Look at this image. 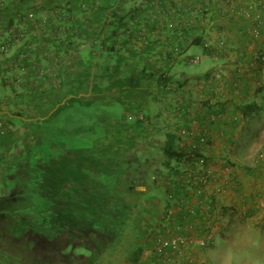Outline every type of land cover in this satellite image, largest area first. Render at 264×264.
<instances>
[{
  "label": "crops",
  "instance_id": "0c3cea01",
  "mask_svg": "<svg viewBox=\"0 0 264 264\" xmlns=\"http://www.w3.org/2000/svg\"><path fill=\"white\" fill-rule=\"evenodd\" d=\"M145 1L39 0L40 4H34V9L31 3H24L26 8L36 13L56 6L64 8L70 16L64 18L48 14L44 26L43 22L39 21L37 24L36 20L34 25L37 24V28L21 42L19 40L22 38H17L13 32L5 33L6 23L2 20L4 17H0V103H10L3 102L2 99L11 90L12 102L20 98L25 101L22 102L25 105L33 106L34 102L29 101V98H36V103L43 106L41 109L37 107L40 111L38 116L44 117L50 112L51 105L67 103L72 98L97 96L98 99L100 92L110 89L113 97L121 98L130 105H140L139 113L143 114L146 123L141 121L140 124L134 119L135 122L124 136L127 147L123 148L127 150L131 146L133 149L138 146L136 151L143 152V156L137 159L130 155L123 156V159L137 160L140 165L138 180L125 184L128 192L124 196L132 200L130 194L133 191L144 192L146 197L144 199L143 193L139 200L142 202L139 203H146L144 208L127 211L125 220L136 218L146 227L161 208L160 213L164 211L165 220L155 221L157 230L162 227L159 231L197 238L201 232L207 233L204 230L205 221L216 207L219 209L218 213L212 214V218L217 221L211 226L209 236H204L206 244L208 242L209 246H215L218 244L216 238L220 237L232 246L242 241L261 245L260 262H239L264 264V218L259 220L264 212L260 213L256 209L252 199L254 191L264 186V167L258 158L254 159L255 155L252 156L264 151V118L258 121V114L252 111L245 117L241 115V119L237 115L236 119L241 120L239 124L227 119L205 122L210 107H213L212 110L221 107L230 117L239 113L234 108L229 112L232 104L254 102L257 87L264 92V58L260 57L264 55V50L258 52L260 41L264 37V12L262 23H257L239 11L248 0H212L209 11L203 15L198 12L200 0H159L160 12L156 14ZM82 3L81 7L84 9L79 7ZM8 4L12 7L16 4L17 7L20 6L18 0H9ZM187 4L193 8L192 12L185 10ZM13 15L12 13V18ZM18 15L16 20L23 17V14ZM13 24L17 27L14 18L10 25ZM10 25L8 28H11ZM253 25L259 27L257 34L250 32ZM47 28L54 29L51 31ZM220 36L223 41L218 46V58L202 55L200 60L206 59L210 63L202 64L199 68H193V65L199 64L200 60L197 63L187 62L186 58L190 55L203 52V41L217 44ZM26 51L31 52V56L21 60L20 54ZM36 62L42 68L50 67V71L52 68L54 70L50 77L38 78V84L44 88L41 89L43 95L28 96L24 90L29 88L22 86L21 90H16L15 84L22 71L27 72L25 68L28 67L29 74L33 75ZM236 66L241 67V72L234 79ZM215 74H220L222 79L214 78ZM159 76L167 78L166 81H160ZM210 90L212 98L219 99V102H215L217 106L209 101L211 98L207 96V92ZM217 90L218 94L215 93ZM22 91L23 95L14 96ZM132 91L137 92L131 93ZM187 96L192 100H185L192 107V116L199 118L197 125H191L189 134L186 133V128L190 125L189 118L176 111L178 97ZM202 96L206 97L207 108L198 106ZM128 112H125V117ZM148 120H152V124ZM245 120L247 121L244 122ZM159 121L163 130L160 125L152 127ZM251 126L256 131L249 135ZM134 133H138L137 140L134 139ZM201 133L204 139L207 138L205 142L198 140ZM169 134L173 136V150L190 151L199 155L187 162L165 165L163 161L164 169L168 168L165 171L172 173L171 177L165 176L164 171L160 170L163 168L156 167V163L152 164L146 155L144 157V153L160 151ZM96 137L93 145L96 144L97 149L93 152L104 148L115 151L112 146L105 145L106 138ZM193 163L199 168H208L212 164L217 170L219 164L227 165L230 172L236 173L237 179L235 182L231 181L233 184L228 187L231 183H228L229 180L225 182L220 177L218 180L212 178L209 189L207 185L204 191L196 195L190 189L192 183L184 179V176L179 177V169L197 170ZM120 164L122 163L118 166ZM152 169L154 173L150 176ZM193 183L197 186L195 181ZM181 202L187 205L181 207ZM193 211H197L199 215L195 216ZM167 226L171 231L169 228L165 229ZM196 261L209 264L205 260ZM156 264L161 263L157 260ZM220 264L234 263L227 256L220 260Z\"/></svg>",
  "mask_w": 264,
  "mask_h": 264
},
{
  "label": "rangeland",
  "instance_id": "374dc122",
  "mask_svg": "<svg viewBox=\"0 0 264 264\" xmlns=\"http://www.w3.org/2000/svg\"><path fill=\"white\" fill-rule=\"evenodd\" d=\"M145 1V0H141ZM6 5L8 4L9 0H5ZM4 2V6H5ZM24 3H31L32 8L34 9L33 4H40L39 0H18V6L12 7L10 4L9 8L0 9V17L7 16V18H14V23H16L17 27L13 24L11 28H8V25H5V33H9V31L13 32L14 35L17 36V38H22L19 41L21 42L24 40L26 36H29L34 32V29L37 28V24L39 21L43 22L46 20V16L49 14L50 10L52 8H49L48 10H40L35 9L38 11L37 13L35 11H32L30 8H26L23 4ZM37 4V5H38ZM12 12V13H11ZM25 12V13H24ZM23 14V17L19 20H16L19 18L18 14ZM9 14V16H8ZM15 15H18L15 17ZM48 19V18H47ZM4 21V18L2 19ZM37 20V24L34 25L35 21ZM43 20V21H42ZM31 21L32 25H29ZM46 25L45 23L42 25ZM15 26V27H14ZM30 28H29V27ZM51 26V24H50ZM39 28V27H38ZM54 28H47V30H53ZM31 36V35H30ZM16 45V43L13 45V47ZM8 51V48L5 50V53ZM27 56H31V52L26 51ZM19 60V58L17 59ZM21 61V60H20ZM208 64V60L201 59L199 64L193 65V68H199L202 64ZM25 67V65H23ZM34 66V64L32 65ZM197 66V67H196ZM26 73L22 71L21 75L18 76L21 81H25V77L29 79L32 78V75L29 76L28 67L25 68ZM34 73V71H32ZM31 74V73H30ZM17 77V78H18ZM35 78V77H34ZM222 79V78H220ZM17 82V80H16ZM21 85V83H19ZM23 86V85H22ZM22 86L18 88V90H21ZM15 87H17V84H15ZM26 87H30V85H27ZM32 91L28 92V89H25L24 91L26 95L28 96H34L35 93L39 90H44V88L40 87V84L38 85V88L33 89L31 87ZM15 90V89H14ZM13 90V91H14ZM41 90V91H42ZM137 91H132L131 93H136ZM215 91V93H217ZM221 92V91H220ZM255 92L257 95L255 96V99L253 100L255 104L258 106L255 113L258 114V121L260 119L262 120L264 118V92L263 90H258V87L255 89ZM8 94L4 95L3 102L9 101L10 103H0V197H12L15 195H21L17 192L14 193L19 188H22V183L26 181L28 178V171L33 172V170L41 167H45V165H48V167L53 166V161L55 158L56 162H66L67 157L73 154L78 153L79 155L83 152L86 153H93V150L97 149L93 145V141L98 137H102V139H105V145L108 147H111L115 150H109L107 148H104L102 151L104 153L100 154L102 157H100L103 160H106L107 163H111L114 161V159L119 160L123 157L121 156H128L130 155L132 158H138L143 156L142 153H137L136 150H138V146L129 147L127 150L123 147H127L126 141L127 139L124 137L129 132L130 125L135 122L134 118L128 119L125 117V112L128 110V113H131L132 115L138 114L141 111V106L138 104H127L125 101L121 98L113 97L112 91L110 89H107L106 91L100 92L98 95L99 98L97 99V96H89L87 97H81V98H72L71 100H68L67 103H56L52 106V110L45 114L44 117L37 116V109H35V106H27L22 102L13 101L10 98L11 90L7 92ZM24 93L23 91L21 93H18V95ZM111 93V95H110ZM207 96L211 98L209 101L211 102H219L214 97L212 98L211 90L207 92ZM218 94V93H217ZM205 96V95H204ZM181 97V96H180ZM96 98V99H94ZM206 97H201V100L198 101V106L201 105L203 102H205ZM204 99V100H202ZM184 100H190L192 101L188 96L187 98H179L177 99V104H179V101ZM214 100V101H213ZM200 102V105H199ZM190 106V105H188ZM215 106L216 103H215ZM191 107V106H190ZM204 108V107H203ZM221 107L215 108L214 110H221L220 112L223 113L222 116L216 117L213 120H210L211 122H215L217 120H233L237 121L238 124L241 122L238 121L237 115L240 116L241 119V113L228 115V113H225V110L220 109ZM227 108V107H226ZM234 108L233 105L230 106L228 109L230 110ZM192 109V107H191ZM210 109H213V107H210ZM235 109V108H234ZM203 110V109H201ZM236 110V109H235ZM46 111V110H45ZM190 111V109H189ZM237 111V110H236ZM43 114V115H44ZM9 115V116H7ZM225 117V119H221L222 117ZM40 117V118H39ZM242 117H245L242 115ZM127 118V119H126ZM244 118H242L243 120ZM159 120V119H157ZM151 121L152 120H148ZM208 120L205 119V122ZM245 120L244 122H246ZM141 124V121H137ZM144 123H146L145 120H143ZM152 124V123H151ZM149 124V125H151ZM160 127L163 130V126L161 122L153 124V128ZM174 125V124H172ZM195 125V124H194ZM261 128V127H260ZM256 131L254 126H251L250 130L248 131L249 135L254 134ZM137 132V131H136ZM132 133V131H130ZM134 133V139L137 140V136ZM186 135V133H185ZM95 138V139H94ZM76 142H75V141ZM207 140L204 139L203 142ZM74 141V142H72ZM104 141V140H103ZM156 141L154 140V143ZM118 146L116 147L115 145ZM94 146V147H93ZM96 158H98L97 155H93ZM99 155V156H101ZM147 156L148 160L155 164L156 167L163 168L160 169L164 171L165 176L168 177L172 176V173H169L168 168L166 167L164 169L163 165V157L161 155V152L158 150H152L151 153H144ZM255 155L254 159L260 160V164L264 167V151H259L255 154H252V156ZM77 157V155H76ZM230 160V159H229ZM125 161V160H124ZM161 162V163H160ZM95 163V162H93ZM63 164V163H62ZM227 164V163H226ZM192 165H195L197 170L195 168L190 170H186L187 168L179 169V177H185L184 179H187L190 183H192V187L190 188L192 192H195L196 195L200 194L202 191H204L208 185L209 189V183L212 178L215 180H218L223 178V181H228L230 183L231 181L235 182L237 175L233 174V172H230L229 166H223L219 164L218 170L211 164L210 167H201L199 168L196 163H193ZM215 165V164H214ZM103 169L107 167L106 164H102ZM60 170V169H59ZM54 171V170H53ZM36 173H38L37 170H35ZM263 172V171H261ZM154 170L152 169L150 171V176H153ZM58 173L51 172L50 175H48V179L51 180L53 177L57 176ZM174 174V173H173ZM225 175V177H224ZM33 175L31 174V177ZM198 178V180H197ZM194 179V180H193ZM138 180V178L134 179ZM197 183V186H194L193 182ZM221 181V180H219ZM67 181H65L66 183ZM230 183L228 187H231ZM237 183V182H236ZM81 186H86L85 183H81ZM64 186V183L62 184V187ZM94 187V185H92ZM197 187V189H195ZM122 186H119L118 189H121ZM225 188V187H223ZM56 193H61L60 188L57 186L55 189ZM54 191V192H55ZM53 192V193H54ZM14 193V194H13ZM144 192H139L138 195H134L133 193L130 194V196L133 197V201L130 200L124 201L125 206H127V210H139L140 208H144V204L146 203L143 201V205L140 204L142 196ZM144 193V199L146 197ZM56 196V195H54ZM50 197H52L50 195ZM58 197V194H57ZM22 197H13V203H16L21 199ZM63 196L61 195V201H63ZM74 198H78L75 197ZM18 199V200H17ZM109 199H112L109 197ZM253 203L256 209L259 210L260 213H263L264 208V186L258 187L257 190L254 191L252 195ZM254 200H256L254 202ZM111 204V206L115 207L112 203V201L108 200ZM140 202V203H139ZM199 202V201H197ZM182 203V202H181ZM201 203V202H199ZM137 204V205H135ZM187 205L186 203L181 205V207H184ZM135 206V207H134ZM180 207V206H179ZM180 207V208H181ZM136 208V209H135ZM261 209V210H260ZM11 211V209H9ZM205 210V207L203 211ZM218 208L215 207V209L212 210L211 215L207 217L205 221V227L204 230L207 231L201 232L198 234L197 238H203L204 236H209L211 226L217 221L215 218H212V214L218 213ZM8 212L12 217L16 216L13 212ZM161 208L158 212V215L155 217L154 220L150 221V225L144 227L142 222H139L138 219H127L125 220V223H121V221H115L108 218V216L104 215L105 220L108 224H111L114 229H116V232L109 233L110 235L105 232V234L102 231H98L97 227H88L85 230L84 234H81L78 239H71L67 238L66 240H63L60 238V240H56L54 238H47L46 236L44 241L42 242L40 238V232L36 231L35 233H32L30 237V241L27 242L26 247H28V255L27 259H23V261H27V263L31 264H66V254L71 253L75 255H80L82 257H87L88 255H93V260L95 264H156L157 260L161 264H175V260L180 259H189V264H205L204 261H196V260H205L209 264H220V260L224 259V257H230L232 259V262L234 264H240L239 260H245L247 262H253L258 263L261 260L260 256V247L261 245H253L249 241H242L240 244L232 246L231 243L227 242L226 240H223L222 238H216V244L215 246H209V243L205 246L201 247H195L193 248V245H190L188 249V253H182L180 256L175 257L174 252H172L170 249H164V248H157L156 246V240L158 237H162L163 235H166L165 231H159L162 227L156 228V222L157 220H165L164 211L162 213ZM167 214V213H166ZM207 214V213H205ZM5 216V215H4ZM0 217V227L3 222L7 221L5 220V217ZM164 216V217H163ZM264 218V214H261L259 216V220ZM89 219V218H88ZM141 221V220H140ZM156 221V222H155ZM155 222V223H154ZM161 222V223H162ZM37 221L30 220V226L34 227L36 225ZM140 224V226H138ZM162 225V224H160ZM23 228V227H22ZM169 228L167 226L165 229ZM146 229V231H143ZM170 229V228H169ZM168 229V230H169ZM40 230V229H39ZM171 231V229H170ZM18 233V231H16ZM71 236V235H69ZM17 237V235L15 236ZM95 238H100V241L97 242ZM148 243V245L145 243ZM61 245L54 250V247ZM192 248V249H190ZM4 253V252H3ZM8 253V252H7ZM134 253L136 255H134ZM65 254V255H64ZM40 255H43L42 257ZM70 256V255H69ZM72 257V255H71ZM76 260H79L78 257ZM72 261V260H71ZM136 261V262H135ZM21 262L20 259L15 257H8L7 255H3L2 251L0 250V264H19ZM211 262V263H210ZM74 264H77L74 262Z\"/></svg>",
  "mask_w": 264,
  "mask_h": 264
},
{
  "label": "trees",
  "instance_id": "16d2710c",
  "mask_svg": "<svg viewBox=\"0 0 264 264\" xmlns=\"http://www.w3.org/2000/svg\"><path fill=\"white\" fill-rule=\"evenodd\" d=\"M26 2H28V0H26ZM79 7H81V4H79ZM5 8H8V4L2 9ZM81 9L84 8L81 7ZM69 16L70 14H68L66 18ZM12 21L13 18L8 19L4 16V24L10 25ZM53 70L52 68L51 72L47 73L48 77L52 75L51 73ZM159 78L161 79L160 81H166L167 79L164 76L162 78L159 76L158 79ZM35 94L39 96L43 95L41 90ZM16 95L18 94L15 93L14 96ZM30 98L29 101L34 102L33 106L37 109L38 116V112H40L39 108L41 109L43 106H40L39 102L36 103V98ZM18 102L25 101L19 98ZM26 103L30 104L28 101H26ZM36 104H38V106ZM205 104L206 102L203 103V107L207 108L208 105L205 107ZM232 105L244 116L252 111H256L258 108L255 102L236 103ZM52 106L53 105L49 108L50 111L52 110ZM218 111L220 110L215 112L217 113ZM208 112L210 113V110ZM134 119L143 121L144 116L142 114V119L137 117ZM172 137V135H168L164 147L160 150L165 165H169L171 162H187L199 156L190 151L181 152L173 150ZM100 152L102 154L104 153L102 149L99 152L96 151L93 153L83 152L82 155L76 153L68 156L66 162H56L55 160L57 159L55 158L52 160L53 166L51 168L45 165V167L43 166L41 168L36 167L37 169L35 170H37L38 173H36L35 170H33V172H27L28 178L22 183V188L14 191V193L17 192L21 195H15L13 193L14 195L12 197H0V217L4 215L7 216L5 218L7 223L3 222L4 224L0 227V250L3 255L20 259L21 262L19 264H31L27 263V261H23V259L29 257L27 251L28 247H26V245L27 242L30 241L32 233L36 231L40 232L39 235L42 242L45 239L44 236L56 240H60V238L66 240L68 237L79 240V237H81L80 235L84 234L88 227L92 226L97 227L98 231L100 230L104 234L105 232L108 234L110 232H116V229H114L111 224L107 223L104 215L108 216L110 221L115 220L118 222L121 221L123 224L125 223L128 210L124 201L130 200V198L124 196L126 191L128 192L125 184L128 181L131 182V180L138 178L140 165L137 160L128 158H122L120 161H118V158V160L114 159L111 163H107L106 160L102 161L100 158L102 157ZM91 154L97 155L98 158ZM119 163H124V165L120 164V166H118ZM102 164H106L107 167L103 169ZM51 172L58 174L49 180L48 175H50ZM31 174L33 175L32 177ZM65 181L67 182L65 183ZM63 183L64 186L62 187ZM81 183H85L86 186H81ZM92 185H94V187ZM57 186L60 188L62 194L56 193L57 190H54ZM119 186H122V188L118 189ZM132 193L138 195L139 191H133ZM50 195L52 197H50ZM61 195L64 197L63 201L60 200ZM134 195L132 196V200H130L131 202L133 201ZM14 196L22 197V200L13 203ZM74 196L78 198H74ZM109 197L112 199H109ZM108 200L112 201L116 206H111ZM9 209H11V211ZM9 211L13 212L16 218L8 214ZM30 220L37 221L34 227L30 226ZM16 231H18V233ZM16 235L17 237H15ZM95 240L99 242L100 238H95ZM59 246L61 245L54 247V250ZM40 256L42 257L43 255ZM77 257L79 260H76ZM74 262L77 264H95L92 254L87 257H82L80 255L67 253L65 263L74 264Z\"/></svg>",
  "mask_w": 264,
  "mask_h": 264
},
{
  "label": "built area",
  "instance_id": "2783aa9c",
  "mask_svg": "<svg viewBox=\"0 0 264 264\" xmlns=\"http://www.w3.org/2000/svg\"><path fill=\"white\" fill-rule=\"evenodd\" d=\"M4 2L5 0H0V9L4 8ZM148 6L149 9L154 11L156 14H159L160 12V6H159V0H146L145 1ZM211 2L212 0H200V7L198 9V12L200 15H203L205 13H207L209 11V8L211 6ZM85 4V2H84ZM6 5V2H5ZM83 5V3L81 4ZM235 8H237L236 5H234ZM263 7H264V2L263 0H248V2L242 7L241 11L242 14H245L246 17L253 19L254 21H256L257 23H262L263 21ZM238 9V8H237ZM185 10L187 12H192L193 8L187 4L185 7ZM49 16H54V17H64L66 18L68 16V13L66 10H64V8H58V7H54L50 10L49 12ZM258 26H252L250 28V32H253L254 34L258 33ZM222 36H220L218 38V42L217 44H210L208 43V41H203L201 43V47L203 49V52L201 54H193L190 55L188 58H186L188 63H197L199 62L200 58L202 55H207L209 57H212L213 59L218 58L220 51H219V47L220 45H222ZM259 50H264V37L263 39L260 41V47L258 48V52ZM264 54V52H263ZM261 58H264L263 56H260ZM20 58L22 59H27L28 56L26 55L25 52H22L20 54ZM34 73L32 75V78L27 76V78L25 77V81H21L20 78H17V87H15V89L17 90L18 88H20V86H27L30 85V87H26L29 88L28 92L32 91L31 87H33V89L38 88V78H42L44 79L47 76V73H50V67L48 68H42V66H40L37 62H36V68L33 70ZM234 79L238 78L240 72H241V67L240 66H236L234 68ZM36 75V77H35ZM29 76H31L29 74ZM35 77V78H34ZM214 78H222V76L220 74H215L213 76ZM19 83H21V85H19ZM203 108V107H201ZM190 109V111H189ZM176 111L179 112V114H183L185 117L189 118L190 120V125L188 126V128H186V133H191V128L193 124L197 125L199 122V118L192 116V109L190 106H188L187 102H185V100L179 101V104H177L176 106ZM209 111V110H208ZM207 111L206 114V120H213L216 117H220L222 116L223 113H221L220 111H218L217 113L215 111L217 110H210V113ZM126 117L128 119L131 118H140L142 119V114L138 113L135 115H132L131 113H127ZM198 140L199 141H203L204 140V135L203 133L198 135ZM185 204V202H182L181 205ZM194 215L197 216L199 215L197 213V211H193ZM156 246L157 248H164V249H170L172 252H174L175 257L180 256L182 253H188V249L190 247V245H198L199 247L201 246H205L206 244V238H194L192 236L189 235H184V234H180V233H171L168 232L166 235H163L162 237H158V239L156 240ZM190 260L185 258V259H180V260H175V264H189Z\"/></svg>",
  "mask_w": 264,
  "mask_h": 264
}]
</instances>
